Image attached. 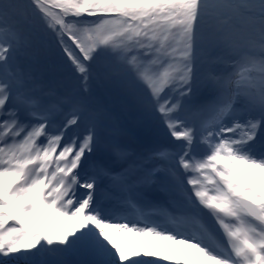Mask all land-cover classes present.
Here are the masks:
<instances>
[{
  "label": "snow or ice",
  "instance_id": "obj_1",
  "mask_svg": "<svg viewBox=\"0 0 264 264\" xmlns=\"http://www.w3.org/2000/svg\"><path fill=\"white\" fill-rule=\"evenodd\" d=\"M0 264H264V0H0Z\"/></svg>",
  "mask_w": 264,
  "mask_h": 264
},
{
  "label": "rangeland",
  "instance_id": "obj_2",
  "mask_svg": "<svg viewBox=\"0 0 264 264\" xmlns=\"http://www.w3.org/2000/svg\"><path fill=\"white\" fill-rule=\"evenodd\" d=\"M134 243H135V241L133 239H128L125 241V247L126 248L132 247L134 245ZM178 246H180V245L174 244L172 242H170V243L161 242V243L154 246V250L163 254L166 251L167 252H174L176 250H180L181 248H178ZM183 249H184V246H183Z\"/></svg>",
  "mask_w": 264,
  "mask_h": 264
}]
</instances>
